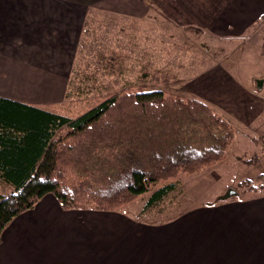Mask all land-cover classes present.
Instances as JSON below:
<instances>
[{"label":"crops","instance_id":"crops-1","mask_svg":"<svg viewBox=\"0 0 264 264\" xmlns=\"http://www.w3.org/2000/svg\"><path fill=\"white\" fill-rule=\"evenodd\" d=\"M140 4L0 0V97L55 111L50 104L64 96L90 9L136 14ZM263 15L264 0H229L233 32H244ZM243 86L229 81L232 103ZM150 189L140 205L114 211L62 209L53 194H45L3 229L0 264H264V192L195 209L191 220V210L172 215L158 208L166 196L148 205L157 187ZM206 217L213 227L208 245L199 232Z\"/></svg>","mask_w":264,"mask_h":264},{"label":"trees","instance_id":"trees-1","mask_svg":"<svg viewBox=\"0 0 264 264\" xmlns=\"http://www.w3.org/2000/svg\"><path fill=\"white\" fill-rule=\"evenodd\" d=\"M126 53L100 54L106 74ZM166 75L142 70L139 83ZM232 121L194 96L125 86L86 111L68 115L0 97V241L3 229L45 194L62 209L114 211L156 186L149 203L177 188L181 175L224 160ZM154 199V200H153Z\"/></svg>","mask_w":264,"mask_h":264},{"label":"rangeland","instance_id":"rangeland-1","mask_svg":"<svg viewBox=\"0 0 264 264\" xmlns=\"http://www.w3.org/2000/svg\"><path fill=\"white\" fill-rule=\"evenodd\" d=\"M140 5L136 14L100 6L90 9L64 96L50 108L74 116L127 85L197 97L232 121L233 143L224 160L198 173L179 176L177 188L158 208L172 215L191 210L188 217L194 220L195 209L241 200L245 193H263L264 15L237 33L229 30V0H141ZM128 6L123 8L128 10ZM111 50L129 56L118 74H106L99 60L100 54ZM144 69L169 80L139 83L137 76ZM233 80L246 87L236 103L229 95V81ZM228 189L234 193L224 198ZM10 191L0 183V195ZM143 194L126 207L140 205ZM203 219L199 232L202 243L208 245L210 240L205 237L213 227L208 217ZM206 223L207 227L203 226ZM194 225L198 224L189 222Z\"/></svg>","mask_w":264,"mask_h":264},{"label":"water","instance_id":"water-1","mask_svg":"<svg viewBox=\"0 0 264 264\" xmlns=\"http://www.w3.org/2000/svg\"><path fill=\"white\" fill-rule=\"evenodd\" d=\"M261 84V81H260ZM234 193V190L228 189L225 194L223 195L224 198H227L228 196H230V194Z\"/></svg>","mask_w":264,"mask_h":264}]
</instances>
